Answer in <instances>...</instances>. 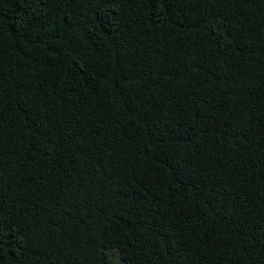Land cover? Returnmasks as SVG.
I'll list each match as a JSON object with an SVG mask.
<instances>
[{
	"label": "trees",
	"instance_id": "1",
	"mask_svg": "<svg viewBox=\"0 0 264 264\" xmlns=\"http://www.w3.org/2000/svg\"><path fill=\"white\" fill-rule=\"evenodd\" d=\"M0 264H264V0H0Z\"/></svg>",
	"mask_w": 264,
	"mask_h": 264
}]
</instances>
